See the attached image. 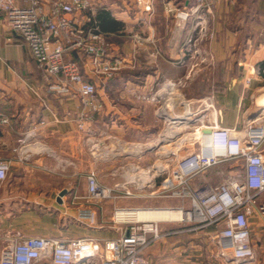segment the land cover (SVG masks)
<instances>
[{
  "label": "crops",
  "instance_id": "1",
  "mask_svg": "<svg viewBox=\"0 0 264 264\" xmlns=\"http://www.w3.org/2000/svg\"><path fill=\"white\" fill-rule=\"evenodd\" d=\"M93 2L97 17L106 10L114 19L107 18L102 29L111 51L127 61L115 77L107 80L94 72L86 55L80 56L82 72L97 85V100L103 105L100 112H90L97 129L109 128L108 132L126 141L140 142L134 139L141 132L144 109L139 103L144 101L128 89L147 90L186 75L190 77L179 88L183 97H178L198 103L197 107L212 97L223 126L239 129L247 119L264 111V0H215L209 13V26L215 36L201 43L210 59L196 66H191L189 56L181 51L191 19L179 13L192 8L197 0H157L148 24L139 21L135 0ZM134 34L149 36L154 42L136 47ZM70 57L76 58L74 54ZM53 81L0 12V159L10 163L7 179L0 182V234L19 230L31 237L114 238L119 233L110 224L112 212L116 206L130 204L109 200L105 213L104 203L85 198L86 176L98 166L92 161L85 136L77 129L81 99L50 90ZM4 118L9 122L4 123ZM34 128L37 136L27 142L25 152L16 151L19 139ZM43 145L52 151L42 150ZM234 166L233 162L217 166L194 184L215 185L233 174ZM63 189L69 192L59 198ZM263 202L264 192L258 196V203ZM79 206L93 207L95 222L76 221ZM249 221L253 259L236 261L231 251L227 256L222 254L217 234L224 228L223 223L201 229L163 223L164 235L152 242L147 254L152 264H264V214L258 206H254Z\"/></svg>",
  "mask_w": 264,
  "mask_h": 264
},
{
  "label": "built area",
  "instance_id": "2",
  "mask_svg": "<svg viewBox=\"0 0 264 264\" xmlns=\"http://www.w3.org/2000/svg\"><path fill=\"white\" fill-rule=\"evenodd\" d=\"M26 2L20 5L17 0H0V12L4 13L10 30L24 39L39 66L54 79L49 85L50 90L80 97L81 110L76 125L85 136L94 163L140 154L143 143L126 141L93 125L90 112H100L103 105L97 100V85L82 72L80 56L86 55L94 72L107 80L115 77L127 64L125 56L111 51L108 36L97 19L93 0ZM156 3L157 0H135L134 8L140 13V22L150 23ZM214 3L215 0H197L192 8L179 13L181 17L191 19L181 49L183 56H189L191 66L210 59L201 43L215 36L209 26V13ZM132 37L136 47L154 42L142 34ZM73 54L76 58L70 57ZM189 77L167 80L157 92H152L153 88L140 91L132 87L128 93L139 101L159 103L163 99L162 90H165L164 94L169 89L171 93L182 96L177 92ZM206 100L191 112L168 119L171 126L175 124L171 120L180 123L184 120L182 117L196 121L184 125L183 129L190 136H176V141L174 138L173 143L179 148L169 152L166 163L160 162L148 169L136 162L123 163L111 173L112 177L120 176L113 185L102 183L95 170L86 176L88 190L85 198L93 203L155 194L158 198L178 199L180 203L157 207L116 206L111 221L119 235L104 240L95 237H31L19 230L5 232L0 234V264H152L147 249L164 235L163 223L191 226V229L223 223L224 228L217 234L222 254L231 251L236 261L253 259L255 249L249 216L254 206L264 214V202L258 203V196L264 192V111L256 118L247 119L241 128H230L220 124L213 98ZM164 111L166 108L162 103L156 113L160 117L169 114L168 110ZM3 122L8 123L9 119L4 118ZM205 128L211 132L204 133ZM36 136V128L27 131L15 150L25 152L27 142ZM41 149L52 151L46 145ZM183 149L187 150L185 154H181ZM229 162L238 165L237 169L233 168V174L222 177L215 185L194 184L204 173ZM9 171L10 163L0 159V182L7 179ZM147 187L157 189L147 194ZM143 209L171 211L158 220L132 216L131 212ZM174 211H179L180 217ZM74 219L92 224L96 220V211L91 206H79Z\"/></svg>",
  "mask_w": 264,
  "mask_h": 264
},
{
  "label": "rangeland",
  "instance_id": "3",
  "mask_svg": "<svg viewBox=\"0 0 264 264\" xmlns=\"http://www.w3.org/2000/svg\"><path fill=\"white\" fill-rule=\"evenodd\" d=\"M167 82V81H165ZM164 82V83H165ZM163 83V84H164ZM151 84V83H150ZM154 84V83H152ZM163 84L157 85L150 88H153L152 92H157L158 89L163 87ZM150 88L148 90H150ZM179 91V90H178ZM177 93H180L177 92ZM162 95L163 99L161 102H148L144 101L142 103H139L141 106H143V112L141 111V132H138L136 134V139L134 140H139L141 143H143V150L140 154H133L126 157L114 159L111 161H99L97 163L98 166V176L100 178V181L104 184H113L117 181L120 180V176L112 177L111 173L113 170L117 169L121 164L126 163V162H138L142 167H145L146 169L153 168V165L158 166V163L160 162H165L167 157L170 156L173 150H177L179 146L176 144L174 145L173 140L177 136V138L184 136L188 137L190 135L186 134L188 131L184 130V125L187 124V121L184 119L183 122L180 121V123H177V126L173 125V128H169L171 125L169 124V120L171 119L170 116L174 117L178 114H182L183 112H191L190 108L185 105V103H176L175 101L166 98L168 95L164 94V92H160ZM183 97V96H182ZM161 100V99H160ZM163 103L164 107H166V111L169 112V114L162 115V117L156 115V111L158 110V107ZM194 104V105H193ZM198 103H193L192 106L193 108H196ZM164 111V112H166ZM137 119V117H135ZM174 121V120H171ZM105 128V127H104ZM105 130L110 131L109 128H105ZM184 130V131H182ZM173 131V135L171 138L166 137L165 135L169 132ZM114 134L113 132H111ZM122 138V137H121ZM177 139L175 138V141ZM177 144H179L177 142ZM174 147V148H173ZM187 152L186 149H183L181 151V154H185ZM93 161V159H92ZM94 162V161H93ZM166 163V162H165ZM236 169L238 165L234 166ZM153 174V173H152ZM158 180V178L156 179ZM157 188L155 187H147L145 192L148 194L150 192H153ZM126 202H128L132 206H147V207H157L159 205H165V204H178L180 203L178 199H173V198H164L160 197L158 198V195H150V196H144L140 198H132V199H123ZM109 200H104L100 202V204L104 203V212L106 213V207L108 206L107 203ZM106 205V206H105ZM109 215V213H108ZM106 214V217L108 216ZM105 217V218H106ZM110 224H113L112 222Z\"/></svg>",
  "mask_w": 264,
  "mask_h": 264
},
{
  "label": "bare ground",
  "instance_id": "4",
  "mask_svg": "<svg viewBox=\"0 0 264 264\" xmlns=\"http://www.w3.org/2000/svg\"><path fill=\"white\" fill-rule=\"evenodd\" d=\"M166 92L168 93V97H167L168 99H171L175 102L178 100V101H180L179 103H181V104L185 103V105H187V107L190 108V110H192L191 102L187 101L185 98L178 97L174 93H171V90H169V89ZM182 119H186V118L182 117ZM183 121L184 120H181V122H183ZM173 122L175 123L173 125L177 126V123L179 121H173ZM173 125L171 126L172 128H173ZM171 127H169V128H171ZM173 134L174 133L172 131V132L167 133L165 136L171 138ZM24 150H25V148H24ZM170 211L171 210H164V209H143V210H135L134 212H131V214H132V216H137L139 218L158 220L161 218H165L167 214H170ZM173 213H176L177 216L180 217L179 211H174Z\"/></svg>",
  "mask_w": 264,
  "mask_h": 264
},
{
  "label": "trees",
  "instance_id": "5",
  "mask_svg": "<svg viewBox=\"0 0 264 264\" xmlns=\"http://www.w3.org/2000/svg\"><path fill=\"white\" fill-rule=\"evenodd\" d=\"M104 16V19H103ZM107 18H112L110 13L106 10H102L100 14H98L97 19L99 20L100 26L103 27V22L107 20ZM113 19V18H112ZM104 20V21H103ZM114 20V19H113ZM261 66L264 67V61L261 63Z\"/></svg>",
  "mask_w": 264,
  "mask_h": 264
},
{
  "label": "water",
  "instance_id": "6",
  "mask_svg": "<svg viewBox=\"0 0 264 264\" xmlns=\"http://www.w3.org/2000/svg\"><path fill=\"white\" fill-rule=\"evenodd\" d=\"M196 121V119H192V120H189L188 122L190 123H194ZM204 133H207L209 134L211 132V130L209 128H205L204 130ZM69 190L67 189H63L60 193H59V198L63 197L64 195L68 194Z\"/></svg>",
  "mask_w": 264,
  "mask_h": 264
}]
</instances>
